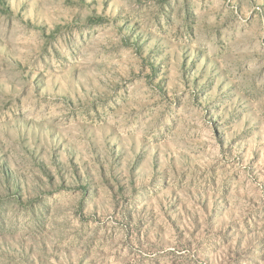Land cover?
Masks as SVG:
<instances>
[{"label": "rangeland", "instance_id": "374dc122", "mask_svg": "<svg viewBox=\"0 0 264 264\" xmlns=\"http://www.w3.org/2000/svg\"><path fill=\"white\" fill-rule=\"evenodd\" d=\"M0 264H264V0H0Z\"/></svg>", "mask_w": 264, "mask_h": 264}]
</instances>
